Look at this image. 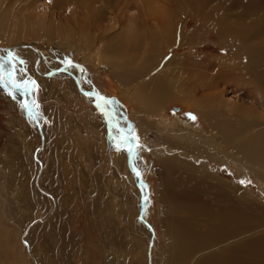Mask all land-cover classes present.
Returning <instances> with one entry per match:
<instances>
[{"label": "rangeland", "instance_id": "374dc122", "mask_svg": "<svg viewBox=\"0 0 264 264\" xmlns=\"http://www.w3.org/2000/svg\"><path fill=\"white\" fill-rule=\"evenodd\" d=\"M216 1L208 0L204 17L195 15L191 0L155 1L165 13L159 17L173 26L172 33L159 41L174 42L164 57L183 61L184 73L192 71L198 59L218 67L235 65L241 58L239 51L229 47V35L222 38L211 28L218 14V9H213ZM222 3L237 6L234 0ZM142 5L138 0H0V64L4 65L0 70V264H173L169 227L171 221L186 222L189 211L180 207L184 201L177 206L166 194L192 192L207 206L197 212L194 221L198 233L203 234L207 227L216 225L210 216L223 205L216 200L217 187L209 185L214 178L231 187L233 199L245 196L253 212L264 214V180L249 164L232 157L213 161L205 155L185 153L188 138L179 134L181 129L194 130L202 137L211 133L204 115L188 107L183 95L170 97L162 112H140L134 103L120 101L119 75L124 76L137 64L123 60L136 56L140 61V54L151 42L141 43L135 52L122 41L119 52L103 48L115 63L121 60L115 68L98 62L92 49L88 50L91 56L82 52L93 46L98 25L114 28L106 31V37L119 29L113 11L119 14L127 7L125 13L133 18ZM101 14L102 19H94ZM80 29L87 33L78 32ZM179 34L185 38L180 45ZM85 35L90 36L88 42ZM96 41L100 44V39ZM117 41L112 38L109 43L114 46ZM157 44L149 48L153 54L148 58L151 61L146 59L148 67L153 64L156 68L153 57L159 54ZM21 45L29 50L33 46L34 52L22 51ZM9 53L18 59L5 63ZM208 67V74L225 89L228 99L251 106L254 112L261 107L262 70L241 69L240 65L232 73ZM13 69L20 88L8 78V71ZM30 81H35L36 90ZM95 98L105 111L93 105L97 104ZM24 104L29 105L28 110ZM223 117L222 113L216 116L217 120ZM231 121L239 131V120L234 117ZM121 135L138 137L139 147L133 141L131 157L123 146L117 149L114 138ZM165 158H177L178 164L168 166L162 161ZM253 165L264 172V162ZM200 166L211 179L199 177L195 169ZM142 195L145 222L139 218ZM259 221L244 232L246 235L234 239L236 245L264 236V218ZM205 250L200 249L196 260L209 256Z\"/></svg>", "mask_w": 264, "mask_h": 264}, {"label": "bare ground", "instance_id": "6f19581e", "mask_svg": "<svg viewBox=\"0 0 264 264\" xmlns=\"http://www.w3.org/2000/svg\"><path fill=\"white\" fill-rule=\"evenodd\" d=\"M138 1L143 4L140 7L141 10L138 16L129 18L125 13L127 7L125 8L123 6L119 14L113 11L114 21L119 26V29L114 31L109 37H106V31L110 30L112 32L114 28L111 27L108 29L103 25H98V28L95 29V34L97 35L93 36V38L91 37L93 46L88 45L89 43L87 45L85 44L84 47L90 46L91 48L83 49L82 52H86L88 56H91V52L88 50L92 49L97 56L98 62L103 61L113 65L115 68V66L119 67L121 60L115 63L113 61L114 59L112 60L111 55L106 50L102 51L103 48L106 47L107 51L117 50L119 52V47H123L124 45L127 49L135 52V49L138 51L141 43L151 42L148 47L146 45L145 51L140 52V57L142 58H139L140 61H136V56L123 60L124 63L130 65L137 64H135L133 69L127 71L124 76L123 74L119 75L120 101L134 103L140 112L150 113L160 110L167 100L176 93L180 94L181 97L183 95L187 100L188 107L198 115H204L203 119L211 133L208 137H202L198 132L196 133L194 130L190 131L182 127L183 129H181V133L179 134L186 135L188 138L186 143L189 145V147H186L188 151L185 153L198 157L205 155L213 161L227 157H232L242 162L244 161L245 164H249L251 170L259 175V179L264 180V172L261 174L258 171L260 170L259 167L253 165H260V163L264 162V96L261 99V107L254 112L251 106L228 99L225 95V89L221 88L219 83L214 82L213 76L207 72L208 65L214 68H220L221 71L224 69V72L233 73L239 69L240 65L241 69L253 70L259 68L264 72V0H234V4L237 6L232 4L233 6L231 5V7L223 6V0H209L211 2L216 1L217 3L213 4V9H218V14L214 17V24L211 26L212 30L217 34L219 33L222 38H225V35H229V40L232 39L230 40L229 47L231 48L232 46L233 50L239 51L238 54L241 58L237 60L235 65L222 64V66L218 67L216 63L203 62L205 60L198 59L195 62L196 66L193 67L194 69L187 73L183 71V66H185L183 61H180L176 57L167 59L164 57V54L174 45L173 41H168L164 44L159 42L163 41L167 33H172L171 31L173 29V26L169 24L170 22L168 23L163 17H159V15H165L164 10L157 6L156 0ZM191 2L194 5L192 10L195 11V15L204 17L206 15L205 5L208 3V0H191ZM103 16L104 14L94 16V19L98 18L100 20L102 19L100 17ZM227 17H230L232 21L228 20ZM18 19L20 20V16ZM127 19L130 20L129 24L126 23ZM84 30L80 29L78 32H84ZM179 35L180 45V43L185 42V38H182V34ZM81 37L84 38L83 35ZM112 38L118 39L114 46L110 44ZM97 39H100V44L97 43ZM79 40L81 41V39ZM89 40L90 36L85 35L84 41L88 42ZM121 41L123 45H121ZM153 43H158L156 48L159 54L153 57L154 62L156 61V68L153 67V64L152 67H148L146 60L153 54L149 52V48L154 49V46H152ZM219 43L223 46L221 40H219ZM21 48L22 51L34 52L33 46L31 50L25 46ZM130 83L135 85L129 88ZM96 100L97 104L93 105H99L102 111H105L100 101L98 99ZM220 113L225 117L217 120L216 116ZM234 117L242 124L240 125L241 128L239 131L232 125L231 119H234ZM162 161L168 166L178 164L177 158H165ZM133 165L134 163L132 161V168ZM164 168L166 169V167ZM195 171L205 181L207 178H210L206 168L203 166L196 168ZM135 172L137 173L138 171L135 169ZM214 179L209 181V185L211 188L217 187L216 200L218 202L220 201V203L222 202L223 205L219 207L220 209L216 215L210 216L214 219L216 225L207 227V231L203 234L198 233L196 228L197 224L194 221L197 212L203 211V209L205 210L207 206L201 204L197 199L198 197L192 192H182L178 196H174L177 193L176 191V193L170 191V193L167 192L166 194V198H172L170 200L174 203L184 201L179 205H181L180 207L187 208L189 211V221L187 219L183 223H174L171 221V227L167 224L168 222L166 223L170 228L171 243L169 252L173 258V264H264V236L238 245L234 242L237 236L246 235L245 233L249 231L250 227L260 222L259 220L264 218V214L261 213L260 215L254 211L257 214L255 215L249 205H246L247 198L245 196H240L238 200L233 199L231 187L220 181L217 182ZM138 186L141 188V184L138 183ZM142 199L144 201V195H142ZM242 202L244 204H240ZM176 205L179 206L178 203ZM149 231H151L150 228ZM150 245L152 246V244H149L148 257L149 255L151 257L150 251L152 248ZM200 249H206L204 252L209 253V256L203 260L201 259V261L196 260V255ZM211 249L214 250L209 251Z\"/></svg>", "mask_w": 264, "mask_h": 264}, {"label": "snow or ice", "instance_id": "6c2138e0", "mask_svg": "<svg viewBox=\"0 0 264 264\" xmlns=\"http://www.w3.org/2000/svg\"><path fill=\"white\" fill-rule=\"evenodd\" d=\"M16 59H18L15 55H13L12 53H9L8 55V60L5 62V63H12L13 61H15ZM21 63H24V61H20ZM66 64L69 66V67H72L71 65V62H66ZM4 67L3 64H0V70H2ZM8 78L9 80L12 82L13 86L16 87V88H20L21 85L19 84H16L15 82V79H14V69L13 70H9L8 73ZM0 81H3V75H0ZM30 84L32 86V89L33 90H36V85H35V81H30ZM25 87V90L27 91V85H24ZM100 99L102 101H104L105 103H108V101L106 100V98L104 97H100ZM33 106L34 107H39L38 104H36L35 101H33ZM97 107H99V105H97ZM24 108L26 110L29 109V105L28 104H24ZM191 119H195V117H190ZM114 139H116L118 141L117 143V149L120 150L121 146H123L124 150L127 151L129 153V156L131 157V155L133 154L134 152V148H133V141H137L136 143V148L139 147V144H138V137H135L134 135L129 137V136H126V135H121V136H118V137H115ZM133 170L135 171V167L133 165ZM137 176H139V173L137 172L136 173ZM241 183H243V181H241Z\"/></svg>", "mask_w": 264, "mask_h": 264}, {"label": "water", "instance_id": "95a60500", "mask_svg": "<svg viewBox=\"0 0 264 264\" xmlns=\"http://www.w3.org/2000/svg\"><path fill=\"white\" fill-rule=\"evenodd\" d=\"M7 51H9V49H7ZM131 165H132V161H131ZM137 179H138V183L139 184H141V179H140V176H137ZM144 207H145V203H144V201H143V199H142V197H141V215H140V219H141V221H143V222H145L143 219H142V212L144 211ZM148 225V224H147ZM149 228H150V226H148ZM151 229V228H150ZM150 247H152L151 245H150Z\"/></svg>", "mask_w": 264, "mask_h": 264}]
</instances>
